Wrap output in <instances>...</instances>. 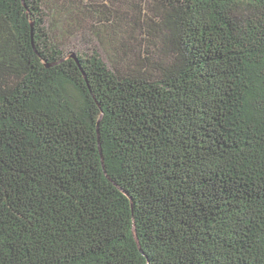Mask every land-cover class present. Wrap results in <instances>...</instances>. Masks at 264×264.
Here are the masks:
<instances>
[{"label":"trees","instance_id":"1","mask_svg":"<svg viewBox=\"0 0 264 264\" xmlns=\"http://www.w3.org/2000/svg\"><path fill=\"white\" fill-rule=\"evenodd\" d=\"M115 2L0 0V264H264V0Z\"/></svg>","mask_w":264,"mask_h":264},{"label":"rangeland","instance_id":"2","mask_svg":"<svg viewBox=\"0 0 264 264\" xmlns=\"http://www.w3.org/2000/svg\"><path fill=\"white\" fill-rule=\"evenodd\" d=\"M120 4H94L96 12L88 18L87 25L93 28H106L104 30L107 37L124 36L127 38V46L125 49L132 48V51L138 52L139 55H147L153 53V63L161 62L163 52L160 51L162 43L158 41L157 32L161 29L162 19L159 17L163 7L159 4V0H121ZM115 12H118L116 15ZM124 18V25L120 29L118 23L109 24L115 19ZM160 19H159V18ZM112 19V21H111ZM126 42V40H124ZM102 59L109 67H112L113 55L112 50L108 46L98 48ZM159 57V59H158ZM163 62V61H162Z\"/></svg>","mask_w":264,"mask_h":264},{"label":"water","instance_id":"3","mask_svg":"<svg viewBox=\"0 0 264 264\" xmlns=\"http://www.w3.org/2000/svg\"><path fill=\"white\" fill-rule=\"evenodd\" d=\"M70 56L74 57L75 55H74V53L72 52V53L70 54Z\"/></svg>","mask_w":264,"mask_h":264}]
</instances>
